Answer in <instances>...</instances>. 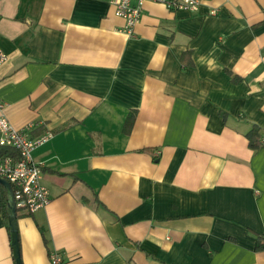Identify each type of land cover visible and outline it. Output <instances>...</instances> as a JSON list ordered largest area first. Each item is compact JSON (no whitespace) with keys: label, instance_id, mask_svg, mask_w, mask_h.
Segmentation results:
<instances>
[{"label":"crops","instance_id":"1","mask_svg":"<svg viewBox=\"0 0 264 264\" xmlns=\"http://www.w3.org/2000/svg\"><path fill=\"white\" fill-rule=\"evenodd\" d=\"M124 25L112 0H0V117L52 134L21 264H264V148L246 139H264V0L146 3Z\"/></svg>","mask_w":264,"mask_h":264},{"label":"built area","instance_id":"2","mask_svg":"<svg viewBox=\"0 0 264 264\" xmlns=\"http://www.w3.org/2000/svg\"><path fill=\"white\" fill-rule=\"evenodd\" d=\"M146 3L162 5L170 12H196L201 0H112L115 16L124 20L122 32L131 36L140 22ZM7 61L6 54L0 49V67ZM32 124L21 130L14 129L9 122L0 117V148L14 151L13 155H0V179L12 188L15 209L25 214H34L50 203V195L41 185L42 166L32 159L34 150L46 144L51 133L32 138ZM14 188V190H13ZM50 264H62L58 254L50 255Z\"/></svg>","mask_w":264,"mask_h":264},{"label":"trees","instance_id":"3","mask_svg":"<svg viewBox=\"0 0 264 264\" xmlns=\"http://www.w3.org/2000/svg\"><path fill=\"white\" fill-rule=\"evenodd\" d=\"M135 118H136L135 111H132L128 114L124 122L123 129H122V132L125 135L130 134L133 128V125H134ZM246 139L248 142V147L250 149L257 151V150L264 148V139L261 138L260 130L258 128L253 127L251 131L246 135ZM13 154H14V151L0 148V155H13ZM7 207H8L7 193L4 187L0 185V210L2 211V214L4 215L5 218L8 217ZM18 212H20V210H16L17 217H18ZM25 215L29 216L30 214H25ZM256 250H264V244H261L260 242H258L256 246Z\"/></svg>","mask_w":264,"mask_h":264},{"label":"water","instance_id":"4","mask_svg":"<svg viewBox=\"0 0 264 264\" xmlns=\"http://www.w3.org/2000/svg\"><path fill=\"white\" fill-rule=\"evenodd\" d=\"M0 185L4 187L7 193L8 199V228L10 231V239H11V247L13 251V258L16 264H21L20 262V251H19V243H18V232L16 226V209H15V202H14V195L11 186L8 182L3 179H0Z\"/></svg>","mask_w":264,"mask_h":264}]
</instances>
